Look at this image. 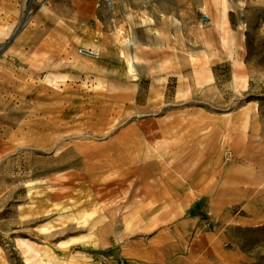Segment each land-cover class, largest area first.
<instances>
[{"label":"rangeland","instance_id":"374dc122","mask_svg":"<svg viewBox=\"0 0 264 264\" xmlns=\"http://www.w3.org/2000/svg\"><path fill=\"white\" fill-rule=\"evenodd\" d=\"M113 1L0 0V264H264V0Z\"/></svg>","mask_w":264,"mask_h":264},{"label":"bare ground","instance_id":"6f19581e","mask_svg":"<svg viewBox=\"0 0 264 264\" xmlns=\"http://www.w3.org/2000/svg\"><path fill=\"white\" fill-rule=\"evenodd\" d=\"M237 5L241 11L244 7V0H237ZM224 5L228 4L227 0H224ZM227 6L225 7V10ZM44 12H48V8H43ZM224 17L226 18V12H224ZM216 26H219L217 23ZM228 42V41H227ZM226 42V43H227ZM232 55V53H231ZM136 62L139 66H144V61L140 57H136ZM194 78L197 85H202L204 83L211 82L213 77L210 73L203 71L202 69L196 70ZM61 79L60 76L49 75L46 76V82L56 85L57 80ZM101 85V84H100ZM116 122V121H115ZM114 122V123H115ZM114 125V124H113ZM46 126V124L44 125ZM134 151L127 146L115 145L112 148V152L108 155L106 164H103L104 167H109V170L112 171L110 175H116L120 178L113 180H108L105 184L101 186L99 194H115L119 189L127 191H135L133 194H145L146 193V180L150 174H156L160 165L149 164L148 162H142V157L144 155L138 151ZM87 171H90V168H87ZM115 176H109L108 179H113ZM142 196L136 195L134 199L124 207H118L113 210L112 215L116 217L118 214H123L126 227L128 229L132 228L133 222L136 220L144 222V213L147 209L142 205ZM120 212V213H119ZM92 215L86 214L81 217L83 222L89 221V218ZM91 219V218H90ZM98 218V220H100ZM27 250L30 252L38 253V249H34L30 246H27ZM40 264H55L50 260L42 259Z\"/></svg>","mask_w":264,"mask_h":264},{"label":"built area","instance_id":"2783aa9c","mask_svg":"<svg viewBox=\"0 0 264 264\" xmlns=\"http://www.w3.org/2000/svg\"><path fill=\"white\" fill-rule=\"evenodd\" d=\"M102 1L110 7H114V1L113 0H102ZM200 21L203 24H209L211 20L207 15L203 14L200 18ZM80 53L84 54L86 56L92 57V58H98L99 57V54H97L96 52H94L91 49H81Z\"/></svg>","mask_w":264,"mask_h":264}]
</instances>
